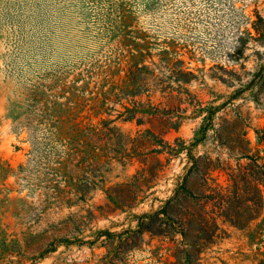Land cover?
Wrapping results in <instances>:
<instances>
[{
  "label": "rangeland",
  "instance_id": "rangeland-1",
  "mask_svg": "<svg viewBox=\"0 0 264 264\" xmlns=\"http://www.w3.org/2000/svg\"><path fill=\"white\" fill-rule=\"evenodd\" d=\"M241 129L264 158V0H0V264H183L146 216ZM218 224L191 264H264V205Z\"/></svg>",
  "mask_w": 264,
  "mask_h": 264
},
{
  "label": "trees",
  "instance_id": "trees-1",
  "mask_svg": "<svg viewBox=\"0 0 264 264\" xmlns=\"http://www.w3.org/2000/svg\"><path fill=\"white\" fill-rule=\"evenodd\" d=\"M205 122L198 132L201 137L195 139L192 145L206 137L212 125L207 120ZM241 131L243 139L235 148L238 156L235 166L226 165L221 161L214 163L208 156L195 157L189 153L188 159L192 166L175 189L173 197L161 210L146 216L156 219V226L159 224L162 228L161 231H154L156 234L170 235L174 231L181 236L183 264L197 261L200 249L214 242L217 232L220 231L219 219L231 226L244 229L259 217L263 209L264 198L260 185L264 183V158L252 152L247 132L245 129ZM193 171L201 176L202 181L196 195H192L187 187L189 175ZM211 171L224 172L227 183L209 185L208 176ZM169 209H175L176 213L170 214ZM193 225L198 226L195 236L191 235ZM145 226L146 223L140 221V231ZM192 248L196 249L195 252Z\"/></svg>",
  "mask_w": 264,
  "mask_h": 264
}]
</instances>
